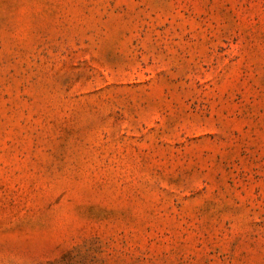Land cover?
I'll list each match as a JSON object with an SVG mask.
<instances>
[{
	"label": "rangeland",
	"instance_id": "374dc122",
	"mask_svg": "<svg viewBox=\"0 0 264 264\" xmlns=\"http://www.w3.org/2000/svg\"><path fill=\"white\" fill-rule=\"evenodd\" d=\"M0 264H264V0H0Z\"/></svg>",
	"mask_w": 264,
	"mask_h": 264
}]
</instances>
